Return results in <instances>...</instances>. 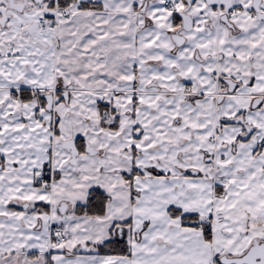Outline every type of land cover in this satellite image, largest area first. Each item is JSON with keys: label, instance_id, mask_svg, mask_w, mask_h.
I'll return each mask as SVG.
<instances>
[{"label": "snow or ice", "instance_id": "6c2138e0", "mask_svg": "<svg viewBox=\"0 0 264 264\" xmlns=\"http://www.w3.org/2000/svg\"><path fill=\"white\" fill-rule=\"evenodd\" d=\"M0 264H264V0H0Z\"/></svg>", "mask_w": 264, "mask_h": 264}]
</instances>
